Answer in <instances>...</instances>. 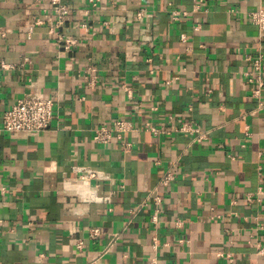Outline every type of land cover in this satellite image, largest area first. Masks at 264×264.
<instances>
[{
  "label": "crops",
  "instance_id": "0c3cea01",
  "mask_svg": "<svg viewBox=\"0 0 264 264\" xmlns=\"http://www.w3.org/2000/svg\"><path fill=\"white\" fill-rule=\"evenodd\" d=\"M196 1L63 0L72 12L57 28L55 18L34 24L51 12L48 0H0V33L8 30L0 62L14 65L0 70V264H148L154 238L158 264H264V114L251 113L257 85L245 74L246 54L264 56V35L248 16L264 0H203L206 10L194 11ZM172 10L189 15L173 21ZM51 26L77 45L60 48ZM90 67L95 86L84 77ZM33 90L56 102L51 127L4 132V111ZM117 118L139 128L126 136L128 154L120 142L92 139ZM186 121L208 138L175 130ZM77 165L108 174L92 182L101 201L80 200ZM170 168L174 180L162 187Z\"/></svg>",
  "mask_w": 264,
  "mask_h": 264
},
{
  "label": "built area",
  "instance_id": "2783aa9c",
  "mask_svg": "<svg viewBox=\"0 0 264 264\" xmlns=\"http://www.w3.org/2000/svg\"><path fill=\"white\" fill-rule=\"evenodd\" d=\"M49 10L51 12L46 14L45 18H35L34 24L42 25L45 21H51L52 18H55L54 24L57 28H62L65 24L67 17L71 14L72 8L70 5L63 3V0H48ZM90 4L92 6H96V0H90ZM203 0H197L195 3L194 11L206 10L204 8ZM47 11V10H45ZM235 10H229V13H234ZM89 13V9L85 11V14ZM144 15L143 10L137 12V16L141 18ZM189 13L187 11L182 10H172L171 18L173 21H179L180 19L188 16ZM248 16L250 18L251 23L257 27L258 32L264 35V8L259 7L256 10H252L248 12ZM81 27L85 30H88V23L85 21L81 24ZM34 27L28 28L27 34L29 36L32 35ZM200 23H196L193 25V29L198 31L200 30ZM51 33L55 34L56 40L59 44L60 48H63L66 51H71L75 45H77L78 41L75 37L67 36L66 34L57 32L54 30L53 26H51ZM8 30L4 29L0 33V37L6 36ZM179 41L181 46L186 52L192 51V46L190 45V39L188 35L185 33L179 34ZM246 61L250 64V70L245 72L247 76H249L250 82L256 83V88L253 90L252 95L257 99V106L251 111L252 114H264V98L261 97V90L264 86L263 81V62L264 56L261 53L253 54L249 53L245 56ZM14 68L13 64H10L5 61L0 62V70H11ZM88 75L84 76L87 80L89 86H95L97 83L98 76L94 73L95 68L88 69ZM94 73V74H93ZM127 90V94L131 96V90L128 87H125ZM56 107L55 100L48 96L45 92L39 90H33L26 92L18 98L13 104L8 107L3 115L1 120V128L4 132H7L11 135H23V134H32V133H41L46 131L51 127V123L54 116V110ZM145 128L154 134H158L160 132L159 129L152 126L150 123L145 124ZM139 128L132 121L127 119H114L110 123H103L96 127L93 132L92 139L95 143L101 144L103 146L110 145L113 142H120L123 146V152L125 154L130 153L131 151V143L126 140V136L132 132L137 131ZM175 130L180 132H187L193 135L192 142H202L208 138L209 132L204 128L194 124L192 121L183 122L178 128ZM74 172L77 175L78 182L83 186V190L80 193V200L82 202H99L101 201V197L99 196L97 189L92 187L93 181H103L109 179L108 174L100 169L88 166V165H77L73 167ZM174 174L172 169H168L164 172L163 176L160 180V185L162 187H167L174 180ZM7 192L6 186L0 185V195L5 194ZM150 194H154L155 202L157 205L161 204L162 197L158 194L156 189L152 190ZM135 209L129 212V220L134 214ZM159 210L152 215V221L154 224L158 223ZM176 227H182L183 222L180 220H176L174 222ZM101 234L100 228H90L89 229V237L94 239ZM119 233H116L113 242L109 245V247L104 251L106 253L113 243L118 239ZM75 245L79 251L84 248V240L81 238L75 239ZM159 242L156 238H154L152 243V249L154 254L149 258L148 264H158V250H159ZM264 249H260L262 253ZM103 253V254H104Z\"/></svg>",
  "mask_w": 264,
  "mask_h": 264
}]
</instances>
